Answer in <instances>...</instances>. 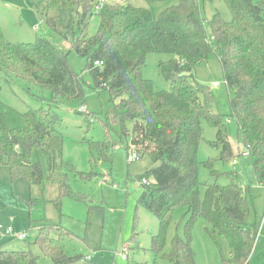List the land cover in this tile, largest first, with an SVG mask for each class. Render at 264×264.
Listing matches in <instances>:
<instances>
[{
    "label": "trees",
    "instance_id": "obj_1",
    "mask_svg": "<svg viewBox=\"0 0 264 264\" xmlns=\"http://www.w3.org/2000/svg\"><path fill=\"white\" fill-rule=\"evenodd\" d=\"M43 1L46 24L58 35L72 37V51L87 59L94 88L109 91L113 100L120 99L116 112L124 126L126 149L135 150L139 158L149 156L157 164L139 177L148 183L143 184L144 192L137 203L159 223L157 234L152 235V252L173 264H196L192 230L199 219H204L224 264H249L258 227L247 222V191L235 181L237 173H226L232 179L227 185L217 179L213 183L200 179L199 148L204 140V121L218 129L217 141L210 144L221 149L219 160L234 162L236 154L223 116L213 110L211 88L197 82L195 71L212 55L219 60L228 89L230 116L236 121L240 140L249 150L252 166L264 184V0H224L232 20L216 13L207 22L208 28L201 16L200 1L215 0H179L159 14L152 6L167 0H145L150 9L106 2L97 13L100 25L93 36L87 35L88 18L96 13L98 0ZM64 9L72 13L68 27L61 23ZM151 53L173 55L160 62L162 75L170 83L169 90H157L154 82L143 75ZM96 62L102 66H96ZM17 79L47 92L49 105L29 109L23 114L26 126L12 128L5 117L1 92L3 84ZM84 99L81 76L49 38L37 36L32 43H14L0 26V167H9L13 181L25 179L31 186L40 187L42 193L48 185H56L59 194L53 202L60 209L65 197L88 199L73 191L70 174L89 180L94 172H78L64 160V139L57 131L61 116L54 107L65 101L78 102L82 107ZM126 123L133 125L132 131L126 130ZM87 142L92 154L97 152L100 160L111 162L109 151L113 143ZM213 162L210 158L205 165L217 178L221 173L214 170ZM35 202L31 199L30 206ZM180 208H187L186 235L177 234L166 254L172 214ZM38 228L35 241L26 249L7 250L0 245V264H40L32 245L50 259V264L83 260V256H72L66 251L64 234L53 236V231L65 230L60 225L49 222Z\"/></svg>",
    "mask_w": 264,
    "mask_h": 264
},
{
    "label": "rangeland",
    "instance_id": "obj_2",
    "mask_svg": "<svg viewBox=\"0 0 264 264\" xmlns=\"http://www.w3.org/2000/svg\"><path fill=\"white\" fill-rule=\"evenodd\" d=\"M108 4L132 5L138 8L150 9L145 0H106ZM179 0H167L154 4L152 8L159 14L167 7L178 4ZM43 0H0V26L7 38L14 43H32L37 36H45L57 45L67 56L68 62L83 82L85 113H78L81 106L78 102L65 101L54 109L61 116L57 131L64 139L65 161L70 162L76 171L92 173L89 180H83L71 173L70 185L75 193L86 196L87 200L65 197L60 209L55 202L59 194L56 185L50 184L41 192L40 187L31 186L25 179L13 181L8 166L0 167V224L13 233H27V241H19L15 237H6L0 231V245L7 250H23L33 243L39 233L38 226L42 223L60 225L65 230L53 231V236L62 241L66 251L72 256H83L82 261L73 264H173L167 258L156 256L151 250L152 235L159 228L157 218L149 211L138 207V199L144 192L143 182L139 177L157 164H153L149 156L128 161L126 138L123 136L124 126L119 120L116 105L120 99L113 100L109 91L95 89L93 80L87 70V59L72 51V37L68 39L58 35L46 24L43 18ZM88 18L87 35L93 36L98 31L100 17L98 11ZM202 18L207 22L214 14L220 13L227 21L232 15L224 0L200 1ZM72 13L68 9L61 12V23L68 27L71 24ZM208 28V26H207ZM75 33L80 34L75 25ZM213 47L214 38L208 31ZM173 58L170 54L151 53L147 57V66L143 71L146 79L152 80L157 90H169L170 83L163 77L160 62ZM197 82L211 88L214 96V111L223 116L227 127V137L230 141L237 164L233 159L219 160L221 149L210 143L218 139V129L204 121V140L199 148L200 179L204 183H213L215 179L220 184L227 185L232 179L226 173H237L236 182L247 191L249 206L248 224L257 225L258 236L249 264H264V184L256 174L251 158L245 153L240 140L238 126L230 116V101L224 74L219 60L212 55L207 61L196 66ZM218 87H214V83ZM47 92H41L37 87L23 80L3 84L1 99L4 103L6 120L10 127H24L26 121L23 114L29 109L48 107ZM91 122L89 123V119ZM133 125L126 123V130L132 131ZM92 141H110L111 162L100 160L97 152L92 154L88 145ZM212 158L214 170L221 173L214 178L205 162ZM47 172V169H45ZM233 177V175H231ZM205 187L201 188V194ZM31 199L36 200L30 206ZM187 208L173 212L172 223L168 231L167 245L164 252L170 253L172 241L178 234L185 237L184 217ZM204 219H199L192 230V248L195 251L196 264H224L219 248L210 238ZM67 231H70L68 234ZM136 239V240H135ZM226 244V243H225ZM128 259L123 261L118 253L124 252ZM32 251L40 258V264H50L42 251L32 245ZM228 255V250H225ZM90 258V259H88ZM85 261V262H84ZM88 261V262H87Z\"/></svg>",
    "mask_w": 264,
    "mask_h": 264
},
{
    "label": "built area",
    "instance_id": "obj_3",
    "mask_svg": "<svg viewBox=\"0 0 264 264\" xmlns=\"http://www.w3.org/2000/svg\"><path fill=\"white\" fill-rule=\"evenodd\" d=\"M105 4H106V0H98V2L95 5V11H98V13H99L103 9ZM95 65L96 66H102V63L101 62H96ZM218 86H219L218 83L215 82L214 83V87L217 88ZM79 111L84 112L85 111V107L84 106L80 107ZM245 151H246L245 153H247L249 155V153H250L249 150L245 149ZM138 158H139V154L135 150H132V151H130L128 153V161L129 162H133V161H135ZM233 163L237 164V161L234 160ZM142 182H143V184H147L148 183V181L146 179H144ZM263 221H264V218H263ZM0 231H2V235L3 236L15 237L19 241H26L28 239V234L27 233H25V232L24 233H19V234L13 233L11 228L6 229L2 224H0ZM126 250H127V248L124 249V252L118 253V255L122 258V260H125V261L128 259L127 255L125 254ZM88 259H90V258H88Z\"/></svg>",
    "mask_w": 264,
    "mask_h": 264
},
{
    "label": "crops",
    "instance_id": "obj_4",
    "mask_svg": "<svg viewBox=\"0 0 264 264\" xmlns=\"http://www.w3.org/2000/svg\"><path fill=\"white\" fill-rule=\"evenodd\" d=\"M123 261H125V260H123Z\"/></svg>",
    "mask_w": 264,
    "mask_h": 264
}]
</instances>
